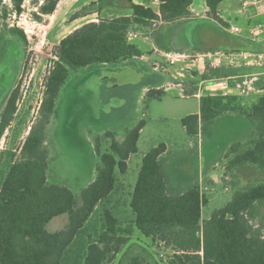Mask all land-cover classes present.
Wrapping results in <instances>:
<instances>
[{
  "label": "rangeland",
  "instance_id": "rangeland-1",
  "mask_svg": "<svg viewBox=\"0 0 264 264\" xmlns=\"http://www.w3.org/2000/svg\"><path fill=\"white\" fill-rule=\"evenodd\" d=\"M240 8L239 0H225L219 6L230 17L229 24L242 23L238 14ZM93 11L84 14L83 8L76 12L80 16L74 18L76 13L65 15L61 11L54 15L39 14L38 7L31 1L24 2L21 13L15 11L12 0L1 3L0 53L9 48L14 50L17 74L14 83L13 78L9 80L7 92L0 101V117L11 90L18 88L19 98L14 119L0 138V178L7 169L11 154L19 157L20 147L40 119L45 80L58 59L54 54L56 46L66 35L93 19L94 15L89 16ZM16 30L24 32L25 41ZM174 35L173 48L187 44L182 31ZM189 36L196 45H214L211 51H223L227 56L224 63L213 67L207 57L198 56L205 51L188 50L179 52L187 53V56L170 57L168 52H163L155 54L154 59L146 57L70 71L47 128L49 183L68 186L80 197L81 191L95 180L97 167L101 164L96 152L97 139L102 153L107 152L112 143V138L107 136L109 132L116 138L122 137L128 129L141 120L145 121L138 142L139 150L132 155L126 173L116 169V188L91 216L87 224L89 233L102 228L105 208L119 204L123 211L121 217L127 220L125 224L122 222L124 227L121 226L120 232L126 235L128 230V234H132L134 225L131 220L135 215L131 200L142 160L146 153L162 143L166 144L163 166L177 189L189 187L200 172L205 176L206 185L204 182L199 184L200 187L208 186L204 191L208 203L203 207L202 220L210 219L214 212L230 203L236 191L264 183V168L258 165L247 163L230 172L225 168L226 155L233 145L240 143V149L244 150L252 139L258 138L254 120L242 114L224 113L213 121L205 122L200 135L193 137L182 123V119L198 107L199 100L194 94L201 90L200 97L209 95L205 86L215 78L258 77L255 81L257 91L248 95L235 91L233 94L237 95H230L237 96L238 102L247 107L258 102L264 95V56L260 64L248 65L247 59L241 55L246 49L239 48L240 42L224 34L209 20L194 23ZM140 39L134 43L138 45ZM235 46L238 48H232ZM160 78L165 82V86L160 88L163 93L160 97H148L144 89L153 86ZM250 222L254 230L264 234V202L257 205L256 215ZM67 224L69 216L64 214L51 220L47 230L59 231ZM136 230L134 239L123 247L113 264H124L133 256H140L150 264H169L174 254L172 250L163 244L153 243ZM81 239L85 241L86 236ZM76 247L77 244L73 249Z\"/></svg>",
  "mask_w": 264,
  "mask_h": 264
},
{
  "label": "trees",
  "instance_id": "trees-1",
  "mask_svg": "<svg viewBox=\"0 0 264 264\" xmlns=\"http://www.w3.org/2000/svg\"><path fill=\"white\" fill-rule=\"evenodd\" d=\"M31 1L38 13L52 15L61 0H12L17 13ZM93 1L84 7L90 13L100 11V3ZM131 10V15L101 18L90 21L66 35L56 46L57 60L45 80L40 106V119L31 128L20 147L19 157L12 158L0 178V264H113L128 238L119 233V221L110 208H105L102 228L89 233L87 224L98 205L115 190L118 168L126 173L128 161L139 150L138 142L145 126L141 120L126 131L123 140L113 133L110 149L102 153L99 138L96 152L101 164L97 175L80 194L68 186L48 182L49 148L47 128L55 114L61 89L70 71L93 65L125 63L141 57L143 50L127 40L130 29L148 26L159 18L151 8L135 4L134 0H118ZM195 0H161L160 16L165 23L189 17ZM225 0H206L209 16L220 23L219 6ZM3 0H0V5ZM37 15V14H36ZM80 13L73 15L74 18ZM37 18L41 16L37 15ZM241 49L263 51L264 43H255L232 36ZM25 41L24 32L16 30ZM232 48H238L237 46ZM161 89L150 88L148 97H160ZM19 89L10 92L0 119V138L17 112ZM237 96H203L200 113L189 114L182 123L190 136H197L201 125L224 113L242 114L254 120L258 138L248 148L233 145L226 155V171L252 163L264 168V95L250 107L238 102ZM166 152L162 143L145 154L134 187L131 208L134 225L153 243L163 244L174 253L169 264H264V234L253 229L251 219L257 205L264 202V183L235 192L222 209L203 221V207L208 198L198 184L183 194L172 196L161 156ZM68 214L69 224L64 230L50 232L47 225L54 218ZM86 236V240L81 238ZM77 247L73 249L74 245ZM73 250V252H72ZM124 264H150L140 256H133Z\"/></svg>",
  "mask_w": 264,
  "mask_h": 264
},
{
  "label": "crops",
  "instance_id": "crops-1",
  "mask_svg": "<svg viewBox=\"0 0 264 264\" xmlns=\"http://www.w3.org/2000/svg\"><path fill=\"white\" fill-rule=\"evenodd\" d=\"M93 1H97V0H61L57 6V9L53 13V15L58 13L59 11H61L65 15L70 14V13L74 14V13L78 12L79 10L83 9L84 7L88 6L89 4H91ZM134 3L139 4V5H143L146 8H151L156 14H158V15L160 14L161 0H134ZM208 8H209V6L207 5L206 0H195L193 2V4L190 6L191 11L200 12L201 14H207ZM100 9H101V12L94 10L92 12V14H89V16L94 15L95 17L93 19L87 21V22L99 21V19H101V18H112V17H118V16H122V15H131V10L127 6H125L124 4L119 2L118 0H104L103 2L100 3ZM218 14L224 23H218L217 21H215V20H213L207 16L198 17V18H195V17L193 18L192 16L191 17L189 16V17L181 18L174 23H164L156 31H154L151 35L139 37V38H141L140 39L141 42L138 43V46L143 50L144 54L141 57H137L135 60H139V59L143 60L146 57H148V59H154L155 54H160V53L162 54L163 52L179 53V52H184V51H188V50L205 51L206 52V51L212 50V46H214V45H209V44H207V45H196V44H194L190 39L189 33L193 29L194 23L200 22L202 20H209L213 24L217 25L218 28H220V29L224 30L226 33H228L224 29V27L229 24L228 20H231L230 17H227L225 15V12L222 11L221 9H219ZM74 20L76 21L77 19H74ZM241 21H242L241 25H243L245 28L247 27L248 24L251 23V21H249V22H246L245 20H241ZM146 27L147 26L137 27L135 29L142 30V32H143L146 29ZM180 31H182L183 39L185 38L187 40V44L180 46L179 48L175 49L171 46L172 45L171 42L173 41V37L175 36L174 34L177 32H180ZM246 33H247V31L245 30V33H244L245 35L236 36V37H244L245 38ZM232 36L234 37V35H232ZM139 38H137V39H139ZM134 41L132 43H134ZM215 46L216 47L218 46L217 48H222V46H220V45H215ZM164 86H165V82L160 78V79H158L157 82L154 83L153 86L145 88L144 90H145V92H148L150 88L160 89L161 87H164ZM195 97L199 100L198 107L195 111H190L188 113V115L194 114V113H200L201 97H198V96H195ZM200 125L202 128V124H200ZM201 128H200V130H201ZM47 135H48V129H47ZM47 135H46V143L48 142L47 141L48 140ZM199 135H200V132H199L198 136ZM124 136L117 137V139L123 140ZM131 157H130V159H131ZM163 157H164V154L161 156L162 161H163ZM130 159L128 161L129 166H130ZM166 176H167V173H166ZM204 178H205V176L200 172L197 175L196 179L193 181V183H190L189 187H185V188L180 190V189H177L173 185V183H171L170 179L167 176L169 193L172 196H177V195L183 194L184 192H186L188 189H190L192 186H194L196 184L199 185V184H201V182L202 183L204 182L203 184H205ZM99 206L100 205H98L97 208ZM108 208L113 210L114 215L118 219V221H119V233L121 234L120 228H121V226H123L122 222H124V224H125V222L127 221L121 217V214L123 211L120 210L119 204H116V206H114V207L111 206ZM96 209H95V211H96ZM127 211H129V210H127ZM131 221H134V219ZM203 221H206V220H203ZM67 225H66V227H67ZM133 225H134V222H133ZM66 227H64L62 230H64ZM124 229H126V227ZM136 229L137 228L134 225V229H133V232L131 235L128 234L129 233L128 230H126L127 231L126 235L121 234V235L128 238L124 247L125 246L127 247L130 244V241L132 239H134L135 232L137 231ZM59 231H61V230H59ZM53 232H57V231H53Z\"/></svg>",
  "mask_w": 264,
  "mask_h": 264
},
{
  "label": "built area",
  "instance_id": "built-area-1",
  "mask_svg": "<svg viewBox=\"0 0 264 264\" xmlns=\"http://www.w3.org/2000/svg\"><path fill=\"white\" fill-rule=\"evenodd\" d=\"M241 4V8L238 10L240 20H245L246 22L251 21L250 24L245 28L240 23H230L224 27V29L231 35L234 36H243L246 33V39L255 42V43H264V0H239ZM191 11V9H190ZM190 17L198 18L207 16L214 20V18L209 16V8L207 10V14H201L200 12L191 11ZM165 21L161 18L159 14V18L152 19L151 24L146 27V29L142 32V30H134L130 29L127 33V40L129 42H133L135 39L142 36H149L154 31H156L161 25H163ZM181 53H173L169 52L167 56L180 55ZM182 56H187V53L181 54ZM245 59H247L246 63L249 65L250 63L254 64L255 62L260 64L263 59L264 52L263 51H251V50H243L241 53ZM199 57L205 56L210 61L211 66L218 67L222 63H224L226 59V54L223 51H206L202 55H198ZM197 56V57H198ZM198 57V58H199ZM249 57H254V59H249ZM199 60V59H198ZM175 62V59L171 60ZM258 77L245 78L240 79L239 77H221L212 79L213 82L209 83L205 86L206 91L209 92L211 96H230L237 95L233 94L235 91H239L240 94H251V92L257 91L255 88V81ZM201 90L198 94H194V96H201ZM201 192L204 194V191L208 190V186L201 185Z\"/></svg>",
  "mask_w": 264,
  "mask_h": 264
},
{
  "label": "flooded vegetation",
  "instance_id": "flooded-vegetation-1",
  "mask_svg": "<svg viewBox=\"0 0 264 264\" xmlns=\"http://www.w3.org/2000/svg\"><path fill=\"white\" fill-rule=\"evenodd\" d=\"M14 50L12 48H9V50L0 53V101L4 94L7 92L8 86H9V80L13 78V83L14 79L16 76V62H15V57H14ZM11 81V80H10ZM12 87V86H11ZM14 90V89H13ZM11 90V91H13ZM9 97V96H8ZM8 97L6 99V103L8 100ZM6 103L4 106H6ZM5 109V107H4ZM3 109V111H4ZM3 114V112H2ZM2 117V115H1ZM0 117V119H1Z\"/></svg>",
  "mask_w": 264,
  "mask_h": 264
}]
</instances>
